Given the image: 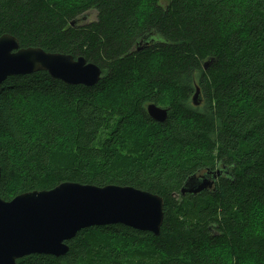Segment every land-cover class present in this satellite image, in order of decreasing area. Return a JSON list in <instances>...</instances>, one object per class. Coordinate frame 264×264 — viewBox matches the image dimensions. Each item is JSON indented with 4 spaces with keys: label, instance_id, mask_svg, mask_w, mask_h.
<instances>
[{
    "label": "trees",
    "instance_id": "trees-1",
    "mask_svg": "<svg viewBox=\"0 0 264 264\" xmlns=\"http://www.w3.org/2000/svg\"><path fill=\"white\" fill-rule=\"evenodd\" d=\"M161 1L0 0V36L102 71L91 88L44 71L2 83L0 198L72 182L164 200L158 236L92 227L63 256L16 264H264V0ZM151 104H167L164 122ZM217 168L214 192L180 194Z\"/></svg>",
    "mask_w": 264,
    "mask_h": 264
},
{
    "label": "water",
    "instance_id": "water-1",
    "mask_svg": "<svg viewBox=\"0 0 264 264\" xmlns=\"http://www.w3.org/2000/svg\"><path fill=\"white\" fill-rule=\"evenodd\" d=\"M153 41L142 37L130 54L144 50ZM215 62L203 63L207 70ZM44 71L56 80L71 86L91 88L101 79V69L83 57L46 52L38 47H21L9 35L0 36V86L10 77ZM199 106L202 96L196 88L191 99ZM167 109L151 104L149 117L162 123ZM229 176L226 168L207 169L189 176L183 183L182 196L215 191L218 178ZM1 177V166H0ZM164 200L158 195L133 187L108 185L96 187L63 182L50 190L30 191L10 201L0 198V264H16L31 255L60 257L69 248L67 241L78 232L101 226L122 225L158 236L164 219Z\"/></svg>",
    "mask_w": 264,
    "mask_h": 264
},
{
    "label": "rangeland",
    "instance_id": "rangeland-1",
    "mask_svg": "<svg viewBox=\"0 0 264 264\" xmlns=\"http://www.w3.org/2000/svg\"><path fill=\"white\" fill-rule=\"evenodd\" d=\"M161 3L163 4V0L161 1ZM91 18L93 19L94 18V15L93 14H91ZM159 108H164V109H166V106H167V104H165V105H157ZM126 132H128L130 135H136V134H144V133H146L147 131H148V129L146 128L144 131H140L139 129H138V127L137 126H129V127H127L126 128V130H125ZM130 155V154H129ZM128 157V156H127ZM12 186H14V183H13V185Z\"/></svg>",
    "mask_w": 264,
    "mask_h": 264
}]
</instances>
